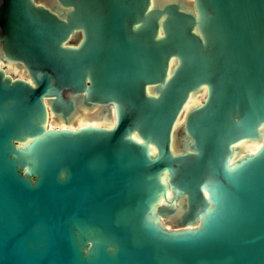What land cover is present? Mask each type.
I'll list each match as a JSON object with an SVG mask.
<instances>
[{"label": "water", "instance_id": "95a60500", "mask_svg": "<svg viewBox=\"0 0 264 264\" xmlns=\"http://www.w3.org/2000/svg\"><path fill=\"white\" fill-rule=\"evenodd\" d=\"M0 24L30 80L0 67V264H264V0H3ZM46 100L115 120L50 128Z\"/></svg>", "mask_w": 264, "mask_h": 264}, {"label": "bare ground", "instance_id": "6f19581e", "mask_svg": "<svg viewBox=\"0 0 264 264\" xmlns=\"http://www.w3.org/2000/svg\"><path fill=\"white\" fill-rule=\"evenodd\" d=\"M1 59H2V58H1ZM2 60H3V59H2ZM12 71H14V69H12ZM201 93L204 94V93H205V89H202ZM196 94H198V93H195V94L190 95V97L188 98L187 102L185 103V105H184V107H183V114L177 119L176 124L182 122V121L180 122V118H182V120H183V117H184L185 112H186L191 106H193V105H195V104H197V103L200 102L202 95H200V97H198V101H199V102H197V101L195 100V98H194ZM46 102H47V100H46ZM47 104H48V102H47ZM48 107H49V104H48ZM80 108L85 109V110L87 111V113H88L89 111H91V110H92L93 112H97V114H100V115H101V117H102L101 120H103L102 122H108V123H110V126H112L113 123H114L115 117H114V120H112V116H111L110 118H107V117L105 116V114L102 113V112L100 111V107H99V106H94V107H92L93 109H91V110H89V109H87V108H85V107H79L77 110H79ZM49 110H50V108H49ZM77 110L74 112V114L77 112ZM50 111H51V110H50ZM51 112H52V111H51ZM52 113H53V112H52ZM74 114L72 115V117H71L68 121H70V120L73 118ZM100 115H98V116H99L98 118H100ZM56 116H57V115H56ZM58 117H59V116H58ZM89 118L92 119L91 117H89ZM98 118H96V120H97ZM47 121H48V116H47ZM47 121H46V125H47ZM62 121H63V120H62ZM64 123H65V122H64ZM67 123H68V122H67ZM67 123H65V124L67 125ZM88 124L100 126V125H98V124H93V123H82V124L77 125L76 127H60V128H70V129H75V128L79 127V126L88 125ZM110 126H108V127H110ZM105 127H106V126H105ZM133 137L136 138L135 134H133ZM136 139H137V138H136ZM261 143H262V140H260V141H254V142H250V141H247V142H240L238 145H239V147L242 149V151H241V152H238L237 154H234V156H233V158H232V161L235 160V159H237V158H239V157H241V156L244 155V154L252 153V152L256 151V150L260 147ZM244 146H245V147L247 146V147H246L245 149H243ZM150 152H151L152 154L155 153V149H154L153 147H151V148H150ZM167 195L170 196V191L167 192ZM162 202H163V200L161 199V200H160V203H162ZM175 208H176V211H180V209H181V203H177V202H176V203H175ZM165 219H166V218L159 217L160 222H161L164 226H166L167 228H172V225H170V227L168 226V224L166 223ZM166 220H167L168 222L171 223L170 220H168V219H166Z\"/></svg>", "mask_w": 264, "mask_h": 264}, {"label": "flooded vegetation", "instance_id": "af4514ba", "mask_svg": "<svg viewBox=\"0 0 264 264\" xmlns=\"http://www.w3.org/2000/svg\"><path fill=\"white\" fill-rule=\"evenodd\" d=\"M3 3V0H0V6L1 4ZM2 31V27H1V24H0V32ZM0 52H1V49H0ZM0 67L3 68L6 73L10 74V72H12L13 74H16L18 77L20 78H23V79H26L27 81H30L29 80V77L27 76V74L25 75V71L23 69V67L21 65H16L14 63H11V62H8V61H4L0 58ZM12 69H14V71H12ZM11 75V74H10ZM12 76V75H11ZM198 94L195 95V97L197 96ZM194 97V98H195ZM46 106L48 108V121H47V127H55V128H60V127H74L75 125H79L80 122H84V123H93V124H98L100 126H104V125H101L99 124L100 122H102L103 120H101V115H100V118H98L95 122H91L92 120L88 117V113L85 109L83 108H80L79 110H77V112L74 114L73 118L68 121L67 125L64 123V121H62L60 119V117L56 116L54 113H52L50 110H49V107H48V104L46 102ZM112 120H114V111L112 110ZM73 124H75L73 126ZM75 126V127H76ZM108 127V126H106ZM247 147V146H246ZM245 146L243 147V149L246 148Z\"/></svg>", "mask_w": 264, "mask_h": 264}, {"label": "rangeland", "instance_id": "374dc122", "mask_svg": "<svg viewBox=\"0 0 264 264\" xmlns=\"http://www.w3.org/2000/svg\"><path fill=\"white\" fill-rule=\"evenodd\" d=\"M9 73L12 75V76H17L16 74H13L12 72H10L9 71ZM25 75H26V73H25ZM200 95H203V93H198V95L195 97V100L197 101V102H199L198 101V97H200ZM88 117H91L92 119V121L91 122H95L96 121V118H98L99 116H98V114H97V112H93L92 110L91 111H89L88 112ZM182 121V118H180V122ZM97 122V121H96ZM82 123H84V122H80L79 124H82ZM99 124H101V125H104V126H110V123H108V122H100ZM75 124H73V126H74ZM76 126V125H75ZM74 126V127H75ZM50 128H53V127H50ZM165 221H166V223L168 224V226L170 227V225H171V223L170 222H168L166 219H165Z\"/></svg>", "mask_w": 264, "mask_h": 264}]
</instances>
